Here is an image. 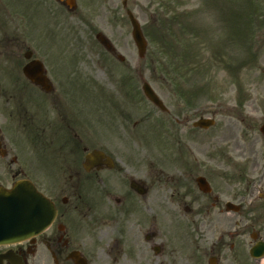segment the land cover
I'll return each instance as SVG.
<instances>
[{"label":"rangeland","instance_id":"374dc122","mask_svg":"<svg viewBox=\"0 0 264 264\" xmlns=\"http://www.w3.org/2000/svg\"><path fill=\"white\" fill-rule=\"evenodd\" d=\"M76 6L69 13L56 0H0V65L19 61L31 50L36 58L54 59L72 70L78 65L88 76L93 85L88 99L90 138H104L107 148L122 160L130 154L140 157L142 164H151L152 175L162 179L153 182L149 205L152 217L158 219L153 227L155 241L162 244L171 226L166 220L192 217L185 207V189L180 190V181L186 183L190 171L195 172V187L201 175L215 192H227L226 173L233 186L229 194L241 187L230 173H235L230 171V163L242 168L239 145L245 94L258 100L255 107L261 104L264 82L259 76V42L264 38V4L262 0H128L127 9L139 20L148 43L143 60L121 0H76ZM98 33L112 43L115 54L107 53L97 42ZM119 56L126 61L121 63ZM4 74L0 68V75ZM128 79L135 80L136 87L128 112L133 122L120 114L122 109H130L128 89L123 86ZM143 80L150 83L169 114L144 98ZM180 84L188 91V104L178 96ZM111 103L121 111L114 108L111 112ZM186 117L190 123L183 124ZM201 118H215V127L195 131L192 124ZM8 183L12 181L5 180ZM176 190L183 195L181 201ZM147 214L145 203H140L128 219L144 226ZM226 224L234 229V222ZM138 231L137 240L122 224L121 251L135 253L145 228ZM96 243L97 238L89 253L95 251ZM160 261L152 255V264ZM44 262L49 264V259Z\"/></svg>","mask_w":264,"mask_h":264},{"label":"flooded vegetation","instance_id":"af4514ba","mask_svg":"<svg viewBox=\"0 0 264 264\" xmlns=\"http://www.w3.org/2000/svg\"><path fill=\"white\" fill-rule=\"evenodd\" d=\"M61 4L66 6L65 0ZM259 62L264 82V38ZM28 67L34 78L25 75ZM0 68L5 73L0 75V187L10 189L19 181H30L57 211L55 222L41 235L0 245V264H45V258L49 264H121L126 259L130 264H152V255L161 258L160 264H249V252L256 245L263 257L251 260L263 264L264 88L259 107L254 106L258 100L250 93L245 94L241 107L242 168L230 163L239 190L229 194L233 186L226 173L228 193L213 189L203 194L193 186L195 172L190 171L186 183L180 181V190L185 189V207L192 217L166 220L171 226L158 244L153 232L158 219L152 217L149 205L153 182L162 179L153 176L151 164H142L140 157L130 154L122 160L107 148L104 138H90L88 99L93 85L88 76L78 65L72 70L53 59L36 58L34 53L30 60L17 59ZM127 92L129 112L135 100L132 84ZM114 107L120 111V106ZM187 123L188 117L183 120ZM92 152L101 154L94 163L88 162ZM8 179L12 183L6 185ZM182 193L177 192L179 201ZM140 203H145L148 212L144 226L128 219ZM222 214L242 218L226 220ZM226 222H234V229ZM123 223L137 240L138 230L145 228L143 242L132 255L119 247ZM249 237L254 239L252 245ZM95 238L96 249L89 253Z\"/></svg>","mask_w":264,"mask_h":264},{"label":"water","instance_id":"95a60500","mask_svg":"<svg viewBox=\"0 0 264 264\" xmlns=\"http://www.w3.org/2000/svg\"><path fill=\"white\" fill-rule=\"evenodd\" d=\"M124 4L126 5V2ZM129 16L133 27V38L140 56L143 57L146 53L147 43L140 24L132 14ZM97 39L106 48L111 49L110 44L102 35H98ZM144 92L156 106L165 110L164 105L148 84L144 86ZM196 126L207 129L211 126V122L202 120ZM205 183L204 179H200L201 189L207 191ZM53 216V207L29 184H18L11 192L0 190V242L12 243L20 239H28L43 231Z\"/></svg>","mask_w":264,"mask_h":264},{"label":"trees","instance_id":"16d2710c","mask_svg":"<svg viewBox=\"0 0 264 264\" xmlns=\"http://www.w3.org/2000/svg\"><path fill=\"white\" fill-rule=\"evenodd\" d=\"M180 55V54H179ZM180 57H181V55H180Z\"/></svg>","mask_w":264,"mask_h":264}]
</instances>
